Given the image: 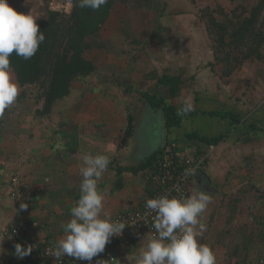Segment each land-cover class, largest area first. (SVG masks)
<instances>
[{
	"label": "crops",
	"instance_id": "crops-1",
	"mask_svg": "<svg viewBox=\"0 0 264 264\" xmlns=\"http://www.w3.org/2000/svg\"><path fill=\"white\" fill-rule=\"evenodd\" d=\"M159 28L166 29L168 27L164 25ZM193 34L181 41L184 43V52L181 53L183 56L181 58L185 60V55H187L189 64H186L184 69L181 68V64L178 69H175L179 73L182 72L183 82L180 93L176 97L166 95V100L168 99L178 106L181 104L175 102H179L177 99H181V102L187 105V110L181 113L182 121L179 125L167 127L164 123L165 138L158 146L159 148H154L150 155L146 154L143 158L137 157V162L128 158L131 154L128 149L130 146L128 140L134 137L137 125L133 112L138 115L142 113L137 104L141 103L143 99L147 101L144 93L153 94L156 91L157 96L163 98L165 92L168 93V88L157 82L161 76L162 67L160 65L156 71H148L144 63L137 62L131 70L128 65L129 69H127L131 72L132 79L124 88L126 92L130 93L126 95V99L132 101L133 112L130 114L131 110L126 107L128 102L124 105L121 104L120 107H123L122 111L133 119V132L130 137L125 136L127 127L121 129L120 127L115 128L114 125H105L103 128L105 131H101V125L105 122H99L96 119L104 113L110 112L108 104L114 103L111 99L105 102L106 105L102 111L97 109L96 105L92 108L88 104H78L77 111L69 108L68 111L72 110L69 122L75 125L71 129L65 125L63 128L55 127L47 134L44 129L38 126L32 128L31 131L25 124V114L22 112L18 116V121H21L19 126L11 128L7 119L8 116H11L10 111L7 114L4 111V114L0 116V264H3L6 259L15 258L13 250L3 236L4 229L13 221L17 210L16 203L9 197L12 175L19 174L27 180L23 199L29 207L30 220L35 223L33 227L35 238L55 245V242L64 235L62 224L71 219L70 210L79 199L80 155L90 152L93 155L105 154L109 156L110 163L101 180L98 181V187L105 193V211L113 215L126 209L133 201L145 202L150 199L151 183L148 173L151 167L138 170H134V167L144 162L170 141L177 143L180 148L190 154L201 152L207 154L206 163L192 176L190 185L191 192L193 186L194 192L203 191L211 197V203L200 217V223L204 225V230L199 240L213 249L216 255V264H227L231 261L247 264L254 254L257 253L260 256L259 246L262 242L260 239L264 238V235L261 234L263 231L258 228L256 236L259 241L255 240L254 245L253 243L247 244L246 232L243 233L245 229L238 223L240 211L237 209L240 210V207L233 206V213L227 210L229 213L227 218H224L225 216L220 212L223 210L221 199L224 198V195L232 194L234 197H238L236 194L239 191L242 196L241 187L245 184L247 187V183H249L246 179L249 178L247 169L243 167L250 166V162H245L246 155L241 158L239 156L245 150H252L254 145L261 143L264 138V101L257 106L256 111H251V109L244 108V95L234 93L232 88L223 87L222 89L221 78L209 64L213 61V54H211L207 43V33L195 30ZM161 38L162 36H159V32L156 31L149 42L157 40L158 43H162L164 40ZM160 55L163 54L160 53ZM152 62L154 63V61ZM162 71L172 76L177 75L176 72L172 74V70L166 68H163ZM243 72L238 76L242 87L246 82V74L242 76ZM253 74L257 77L254 81L255 86L263 82L264 77L260 76L258 72H253ZM12 77L17 82V76L13 70ZM149 81H153L155 84H152L153 82L148 84ZM153 85H156L155 89H153ZM130 86V90H127ZM261 90L260 92L263 93L264 89ZM243 92L245 93L246 89ZM115 93H119V91H115ZM68 107L63 110L65 116ZM228 111L236 112L241 118L240 122L234 125L229 116L222 115L223 112ZM20 114L23 116L20 117ZM127 123H129L128 120ZM79 124L84 125L80 127ZM5 125L7 126L5 127ZM46 131H49L48 128ZM189 133H194L199 137L190 138L187 136ZM216 136H222V138L215 144H209L202 139ZM18 147L24 149L21 154L12 151H18ZM255 152L257 157L263 154H260V151ZM232 167L238 168L237 172L236 170L232 172ZM254 178L256 180L257 177ZM231 179L237 180L236 185ZM229 186L234 190L227 193L226 188ZM230 208L229 210H232ZM147 234L131 233L127 243L110 248V251L115 255L114 260L109 259L107 251L101 253L99 260L109 261L110 264L111 262L112 264H129L126 257L132 252L138 251ZM252 245L258 246L250 252Z\"/></svg>",
	"mask_w": 264,
	"mask_h": 264
},
{
	"label": "rangeland",
	"instance_id": "rangeland-1",
	"mask_svg": "<svg viewBox=\"0 0 264 264\" xmlns=\"http://www.w3.org/2000/svg\"><path fill=\"white\" fill-rule=\"evenodd\" d=\"M55 1L61 5L60 8L51 5L50 0H8L9 4L15 8L17 12L23 11L28 13L32 11L38 19L45 18L50 8H57L58 10L64 8L66 11H70L72 8L71 0ZM259 1L260 0H113L110 15L100 32L90 36L86 40L84 55L97 66L95 72L85 79L74 80L70 94L62 99H58L47 114L40 112L43 110L44 98L40 96L38 85H26L19 91L16 102L7 109L8 111H5L6 114L10 111L11 115L7 118L9 121H6L10 123L11 128L14 126L18 127L19 123H21V121H18V116L19 113L22 112L25 114V124L31 131L32 128H37V126L44 129L46 132L45 134H47V132L49 133L52 128H63L64 125L71 129L75 124L69 122L72 111H68L69 108L77 111L78 104H88L92 108L96 105L97 109L102 111L106 105L105 102L111 99L114 103L108 104L110 112H106L96 119L99 122H105V124L101 125V131H105V129H103L105 125H114L115 128L120 127L121 129H126L129 117L126 112L122 111L123 107H120V105H124V103L128 102L126 107L131 110L130 114L133 112L134 106L130 99L127 101L126 95L130 93L126 92L124 88L127 87V83L132 79L130 76L131 72L128 70V65L131 70L137 62L144 63L148 71H156L157 68H160L158 66L160 65L162 69L166 68L172 70V74L176 72V76H181L182 72L179 73V71L175 69H178L180 64L182 69L186 68V64H189L187 55L184 54L186 57L185 60L181 58L183 57L181 53L184 52V43L181 41L189 38V35H194L193 32L195 30H202L208 35L207 43L211 54H213V61L209 64L211 69L221 78V88H232L235 91L234 93L244 95V108L256 111L257 106L264 101V92H260L261 89H264V80L262 83H258L257 86H255L254 81L257 77L253 72H258L260 76L264 77V60L248 58L232 74L223 78L221 76L223 64L222 62L216 63L217 61H215V48L218 43L208 34L206 20L202 18L201 10L205 7H210L217 19L222 21L223 15L217 12L220 7L227 9L231 14L236 7L244 5L249 9L257 5ZM236 11L239 12L240 9ZM164 25L169 29L159 28V26L164 27ZM229 30H231V28ZM156 31L159 32V36H162L161 39H163L164 42L158 43L157 40H153V42L150 43V39L154 37V32L156 33ZM261 50L264 54V44ZM160 53L163 55H160ZM232 53H234V51H232ZM156 57L159 58V60H157ZM152 61H154V63ZM162 69L160 70L161 76L157 82H159L165 73ZM241 72H243L242 76L246 74L245 81L247 83L245 82L244 87H242V82H240V78L238 77ZM152 82L153 81H149L148 84ZM152 84H155V82ZM153 86V89H155L156 85ZM165 86L168 88L167 85ZM130 88L131 86L128 87L127 90H130ZM245 89L246 92L244 93L243 91H245ZM115 91H119V93H115ZM154 93H156V91H154L153 94ZM144 94L146 96V93ZM166 95L170 97L169 91L168 93L165 92L164 98H166ZM146 100L148 101L147 98ZM147 101L143 99L141 103L137 104L140 106V111H142L140 115L133 112V115L136 116L135 124L137 125L134 137L128 140V142L130 141L128 149L131 152L128 158L135 162L138 160L137 157L143 158L146 154L150 155L154 148H157L165 138V118L162 109H157ZM177 101L179 102L175 103L182 105L183 102H181V99H177ZM67 106L69 107L66 109L67 115L65 116L63 110H65L64 108ZM21 116L23 115L20 114V117ZM62 121L63 123H61ZM83 125L84 124H79L80 127H83ZM6 126L7 125H5V127ZM46 128H48L49 131H46ZM254 147L252 150L241 152L239 156V158H241L246 155L244 157L245 162H250V166L246 165L243 167L247 169V174L249 175V178H246L249 182L247 183V187H245L246 184L241 187L242 196L239 191L236 194L238 197H234L232 194L224 195V198L221 199L223 210L220 212L221 215L225 216L224 218H227L229 216L228 212L233 213V206L236 205L240 207V210L239 208L237 209L240 211L238 214V223L245 229L243 233L246 232V243H253V245L256 243L255 240L259 239L256 236L258 235V231H256L258 228L263 231L261 234L264 235V138L261 143L255 144ZM22 149L23 147H18V151H12L16 154H21ZM255 151H260L259 153L263 154L257 157ZM232 168V172L234 170L237 172L238 168ZM254 177H257L256 180ZM231 181L236 185L237 180L233 181L231 179ZM251 184L256 185L257 188H255L257 190L251 186ZM230 187L231 186L226 188L227 193L234 190L233 187ZM192 193H194L193 186L191 194ZM229 208L232 210H229ZM260 241H262L259 246L260 256L257 253L254 254L247 264H260L261 260L264 259V238H261ZM253 245L250 247V252H252L253 248L258 246L255 247ZM233 263L240 264L239 261L227 262V264Z\"/></svg>",
	"mask_w": 264,
	"mask_h": 264
},
{
	"label": "clouds",
	"instance_id": "clouds-1",
	"mask_svg": "<svg viewBox=\"0 0 264 264\" xmlns=\"http://www.w3.org/2000/svg\"><path fill=\"white\" fill-rule=\"evenodd\" d=\"M106 3L107 0H78V7L98 10ZM37 19L32 11L17 12L8 0H0V115L16 102L20 91L12 77L11 54L30 59L45 41ZM79 160V199L70 210L71 219L62 224L64 235L55 242L52 255L90 264L105 251L111 238L122 235L129 224L105 211V193L98 187V181L107 170L109 156L86 152ZM191 171L186 170V174ZM210 203L211 197L203 191L187 196L165 193L147 199L146 209L155 213L153 231L143 238L137 252L126 257L129 264H216L213 249L199 240L204 230L200 217ZM32 250L31 245L27 248L20 243L15 245L18 259L30 255ZM96 264L110 262L97 260Z\"/></svg>",
	"mask_w": 264,
	"mask_h": 264
},
{
	"label": "trees",
	"instance_id": "trees-1",
	"mask_svg": "<svg viewBox=\"0 0 264 264\" xmlns=\"http://www.w3.org/2000/svg\"><path fill=\"white\" fill-rule=\"evenodd\" d=\"M71 2L70 11L64 8L61 10L50 8L45 18L37 19L40 31L44 32L45 41L40 44L34 56L30 59H24L15 53L10 56L11 68L17 76L20 89L30 84L38 85L40 96L44 98L43 110L40 111L43 114L49 113L58 99L70 94L74 80L85 79L95 72L96 65L84 55L86 40L100 32L113 4V0H107L100 9L93 10L78 7V0ZM238 9L239 12L236 11ZM217 12L223 15L222 21L217 19L210 7L203 8L201 15L206 20L208 34L218 43L215 48V61L223 64L221 76L223 78L229 76L248 58L264 60L261 50L264 44V0H260L257 5L249 9L244 5L236 7L233 13L231 12L232 15L223 7ZM182 82L181 76L167 73L159 80L160 84L168 86L170 97L179 95ZM146 98L154 107L162 109L167 127L181 123V113L187 110L185 103L179 107L170 100L149 92L146 93ZM222 115L229 116L234 125L241 120L234 111L223 112ZM128 121L126 137H130L133 132V119L129 118ZM187 136L199 137L194 133H189ZM221 138L222 136H216L202 139L209 144H215ZM126 140L127 138L125 142ZM160 150L134 167V170L146 169L149 166L152 168L160 155Z\"/></svg>",
	"mask_w": 264,
	"mask_h": 264
},
{
	"label": "built area",
	"instance_id": "built-area-1",
	"mask_svg": "<svg viewBox=\"0 0 264 264\" xmlns=\"http://www.w3.org/2000/svg\"><path fill=\"white\" fill-rule=\"evenodd\" d=\"M51 5L60 8L56 1H50ZM57 9V8H54ZM58 10V9H57ZM207 154L204 152L190 154L175 142H167L160 150V155L153 164L148 173V179L151 183L152 192L150 198H155L165 193L172 196L191 195L190 179L206 163ZM186 170H192L186 174ZM26 179L19 174H14L10 179L9 197L16 203L17 210L13 221L4 229L3 236L10 245L15 254V245L20 243L27 248L32 246L33 250L30 255L23 259L15 258L6 259L3 264H89L88 261L76 260L68 256H62L59 259L52 255L53 244L47 241H39L33 234L35 223L30 220L29 207L24 202L26 192ZM145 202H131L126 209H123L111 215L114 219L129 224L125 227L120 236H113L106 245L105 251L110 260L115 259L114 253L110 248L118 243H127L131 233H148L153 231L151 213L145 207ZM25 205L26 208H23ZM135 223V224H133ZM100 255L94 257L90 264H96ZM260 264H264V259Z\"/></svg>",
	"mask_w": 264,
	"mask_h": 264
},
{
	"label": "water",
	"instance_id": "water-1",
	"mask_svg": "<svg viewBox=\"0 0 264 264\" xmlns=\"http://www.w3.org/2000/svg\"><path fill=\"white\" fill-rule=\"evenodd\" d=\"M252 186H253L254 188L256 187L255 185H252ZM256 188H257V187H256ZM256 188H255V189H256ZM256 190H257V189H256Z\"/></svg>",
	"mask_w": 264,
	"mask_h": 264
}]
</instances>
